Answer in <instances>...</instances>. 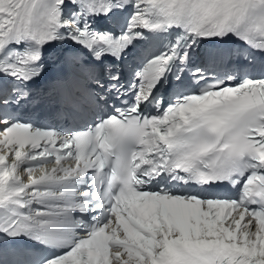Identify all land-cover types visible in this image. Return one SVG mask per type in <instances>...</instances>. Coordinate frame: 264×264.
<instances>
[{
  "label": "snow or ice",
  "instance_id": "1",
  "mask_svg": "<svg viewBox=\"0 0 264 264\" xmlns=\"http://www.w3.org/2000/svg\"><path fill=\"white\" fill-rule=\"evenodd\" d=\"M0 264H264V0H0Z\"/></svg>",
  "mask_w": 264,
  "mask_h": 264
}]
</instances>
